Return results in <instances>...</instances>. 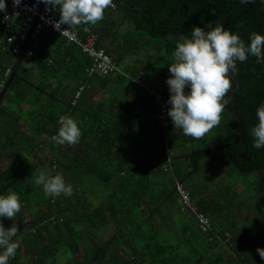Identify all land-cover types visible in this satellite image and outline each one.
<instances>
[{"label":"trees","instance_id":"16d2710c","mask_svg":"<svg viewBox=\"0 0 264 264\" xmlns=\"http://www.w3.org/2000/svg\"><path fill=\"white\" fill-rule=\"evenodd\" d=\"M111 1L116 7H107L96 24L71 29L83 39L95 34L96 46L113 56L118 70L105 76L88 75L91 57L77 43L45 27L36 37L33 54L20 60L1 98L0 193L10 189L30 207L34 202L43 206L31 219L2 220L6 228L15 222L18 230L13 237L19 238L18 247L8 264H264L256 251L264 248V148L254 149L249 134L257 123L256 108L264 102V64L251 56L238 64L218 123L198 139L183 135L171 120L160 127L154 113L169 96L165 80L176 43L190 36L193 26L207 30L208 24L216 23L234 29L245 42L252 32L264 34V0ZM55 16L59 18L58 11ZM23 22V15L14 18L8 32L17 33ZM144 53L134 62L141 67L128 69L140 75L144 84L126 81L120 65ZM17 61L13 44L0 36V93ZM114 74L117 88L132 92L110 111L108 103H99L94 95L99 84ZM85 83L88 87L73 104ZM146 86L158 92L159 100ZM145 108L153 116L148 129L138 134L130 128L131 122ZM113 113L119 114L116 127L109 118ZM61 115L80 122L77 143L52 140ZM137 134L143 138V152L136 149L142 151L134 140ZM164 143L172 151L169 166L161 160ZM183 143H191L195 151L190 158L193 167L199 168L204 157H210L212 165L213 159L224 164L225 174L234 179L227 184L232 197L238 194L236 178L251 177L252 191L247 186L243 196L253 203L261 220L251 218L234 226L217 223L204 199H194L186 184L200 210L213 219V231H202L194 221L174 241L160 235V225L159 232L149 226L140 209L157 188L179 204L175 182L185 184L189 173L176 153L182 152ZM45 149L51 151L47 161L35 154ZM42 171L61 174L72 186L71 196H45L34 183V176Z\"/></svg>","mask_w":264,"mask_h":264},{"label":"clouds","instance_id":"9594fccd","mask_svg":"<svg viewBox=\"0 0 264 264\" xmlns=\"http://www.w3.org/2000/svg\"><path fill=\"white\" fill-rule=\"evenodd\" d=\"M42 2L59 13V19L53 22L54 29H59L61 24H67L70 28L80 24L94 25L103 19L104 10L111 4V0H42ZM20 4L21 0H12L13 7ZM6 7V0H0V12L5 11ZM206 27L207 30L193 26L190 36L182 37L176 43L172 52V62L168 64L169 75L165 80L169 92L166 101L167 116L174 128L180 129L183 135L194 139L202 137L218 123L220 113L228 102L224 97L232 87V77L237 74L238 64L245 62L250 56L255 57L257 64H264V34L252 32L245 42L234 29L222 24H208ZM30 34L21 44L20 51L14 52L19 55L24 48L22 58L25 59H29L36 46V38L33 45ZM29 49H32V54L26 57L25 53ZM255 115L257 123L250 129L249 134L253 140L252 147L261 149L264 148V102L257 106ZM79 124L78 120L61 115L58 118L59 127L52 140L56 144L77 143L81 135ZM246 179L250 182L251 177ZM34 183L41 186L45 196L72 194L71 184L66 183L59 173L53 175L42 171L34 176ZM192 200L195 203L193 197ZM20 207L18 193L10 189L6 194L0 193V264H8L9 258L15 255L19 239L17 237V240H13L18 232L16 223L13 222L6 228L2 220L5 218L14 220ZM208 217L213 231L214 221L209 215ZM256 251L261 261H264V248L257 247Z\"/></svg>","mask_w":264,"mask_h":264},{"label":"crops","instance_id":"0c3cea01","mask_svg":"<svg viewBox=\"0 0 264 264\" xmlns=\"http://www.w3.org/2000/svg\"><path fill=\"white\" fill-rule=\"evenodd\" d=\"M6 6H8V0H6ZM108 7L115 8L116 6L114 3V7L111 6ZM0 36L3 39L4 38L6 39L4 34L0 33ZM112 54L114 55L115 51L112 50ZM144 57H145V53L144 55L142 54L141 57L138 54L132 55L126 64L122 63V65H120L119 68L121 69V72H123V75L124 73L126 75L125 76L126 81L132 83L130 79L137 77L134 75V73L130 72L128 69L130 67L133 68L134 65L141 67L138 64H134V62H137L139 59L141 60ZM9 72L10 69H7L6 74H8ZM115 77L116 74L110 76V79L108 80L107 83H100L99 91H97V94L94 95L95 99H97V97L99 98V103L107 102L108 103L107 108H109L110 111H113V109H115V107L119 105V102H121L122 99H124L126 96H129L130 93L132 92L130 91L129 93H127L123 87L122 90L120 88L118 89L115 83ZM4 85L5 84H3V87ZM124 86L126 87L125 84ZM83 87L84 90L86 87H88V84L87 83L83 84ZM114 91L117 92L114 93ZM116 99L117 101L115 102ZM24 106L26 107V105ZM100 106L102 105L99 104V110L101 109ZM139 111H141V113L137 112L135 115V117L138 120L131 122V126H130V128L134 127L132 131L136 133L138 132V134H140V129L144 131L148 127L147 125L149 118L153 116L152 112L150 113V111H148V108L146 110L141 109ZM126 113L127 111L126 112L124 111V114ZM154 113L156 115V111H154ZM118 117H119L118 113H113L109 117L111 118L112 125L114 127H116V123H118V121H116ZM129 123L130 122H126L127 125H129ZM138 134L134 138V140H138L137 142L140 145L139 147L141 148L142 151H140L138 147L136 149L139 152H143V150H145L143 144V138L140 139L141 135ZM150 139L151 138L148 137V142ZM192 148L193 147L191 143H187L186 145L183 143L182 152H180V149L177 152L175 150V152L179 153L180 156H182L185 165L184 167L188 168L189 170V173H187L184 177V182L185 185L187 184L186 186L190 189V191L194 193V199H197V197L198 199L201 198L204 199L205 208H207V210L210 211V216L212 215L214 219H217V223H220L222 225L225 226L244 225L248 223L251 218H255V220H257V216H256L257 212L255 206L251 201L248 204L246 202V198L243 196L244 188L242 189V192H239L238 190L239 184L236 185V193L238 194H235V196L232 197V195H230L232 193V190L228 188L227 186L228 183L224 182L223 174L219 173L217 171L218 168L212 165V163L210 162L211 159L210 157L201 158V160L199 161V166H200L199 168L193 167L191 156L195 154V151ZM35 154H33V156H35ZM213 162L216 163L214 159ZM154 170L156 169L154 168ZM211 173H213L214 178L222 179V181L213 183V181L211 180L212 177ZM163 193H160V189L157 188V190L147 198L148 200L147 203L140 209L142 211L141 218L142 219L148 218L147 222L149 226L153 228L155 227L158 230V232H159L158 225H160L162 228V230L159 232L160 235L166 236L168 237V239L175 241L178 238V233L180 231H183L185 229V226L188 223L194 222V220L190 219L183 211H181L177 200H172ZM222 194L224 197H222ZM212 198L213 200H210ZM152 222L155 225H153Z\"/></svg>","mask_w":264,"mask_h":264},{"label":"built area","instance_id":"2783aa9c","mask_svg":"<svg viewBox=\"0 0 264 264\" xmlns=\"http://www.w3.org/2000/svg\"><path fill=\"white\" fill-rule=\"evenodd\" d=\"M109 6L114 7V3L111 2ZM55 11L56 10H53L50 5H46L44 2H42V0H21V4L18 7H13L12 0H8V6L6 7L5 11L0 12V33L4 34L7 42L13 44V52L18 53L20 51L21 44L27 39L30 32V37L33 39V45H35L34 39L39 33H41L42 29L45 27L51 28L53 31L64 36L69 42L77 43L81 47V50L91 57L92 63L87 68L88 75L105 76L110 75L118 70L117 63L113 56H111L103 48L96 46L97 36L95 34L87 35L86 38L83 39L67 24H61L59 29H54L53 22L59 19L55 16ZM20 15L24 16V22L18 29L17 33H8V29L11 27L12 20ZM31 54L32 49H29L25 53V56L29 57ZM139 79H142L140 75L130 79V81L138 82ZM83 88V85H81L78 89L77 93L75 94V100L73 104L81 96ZM147 89H149L151 92H154L157 100H159L157 91L152 90L151 88ZM159 103V111L156 112V115L159 126L163 128L164 126L168 125L170 118L167 116V105L164 102ZM160 155L163 156L161 160L166 161L169 166L173 156L172 151L170 150L167 143H164ZM154 168L156 169V167ZM163 168L168 169V167L165 165ZM175 190L178 195V201L180 203L181 210L185 212L188 217L195 219L202 231H211L212 225L210 218L193 202L191 194L184 186L183 182L176 181Z\"/></svg>","mask_w":264,"mask_h":264},{"label":"rangeland","instance_id":"374dc122","mask_svg":"<svg viewBox=\"0 0 264 264\" xmlns=\"http://www.w3.org/2000/svg\"><path fill=\"white\" fill-rule=\"evenodd\" d=\"M137 83H143L144 84V82L142 81V79H139V81ZM136 85H134V87H136ZM146 87L148 88V86H146ZM36 154H39L42 160H44L46 158V161H47L48 160L47 158L51 156V151L48 150V149H45V151H39ZM213 165L218 168L217 171L219 173L223 174L224 182H226V183L233 182L234 179L233 178L231 179V177L229 176V174H225V171H226L225 168L226 167L224 166V164H222L221 162H216ZM211 175H212L211 180L213 181V183L214 182L222 181V179H216V178H214L213 173H211ZM236 180H237L236 185L239 184V188H238L239 192H242V189L243 188L246 189L247 186H248L249 191H252V189L248 185L249 179H242L241 177H239V178H236ZM34 201H36V200L34 199ZM42 207H43L42 205L40 206L36 202H34V204L32 205V207H30V205H27V204L21 202L20 211L18 213H16V215L14 217V220H21V218H23V219H31L33 217V215L35 213H37V209H39V212L42 211V209H43ZM10 219H12V218H10ZM257 219L259 221L261 220V218H257Z\"/></svg>","mask_w":264,"mask_h":264},{"label":"water","instance_id":"95a60500","mask_svg":"<svg viewBox=\"0 0 264 264\" xmlns=\"http://www.w3.org/2000/svg\"><path fill=\"white\" fill-rule=\"evenodd\" d=\"M30 33H31V32H30ZM30 33H29V34H30ZM23 53H24V48H23L22 52L18 55V61H17V64L15 65V67H14V69H13V71H12V74H11V76L9 77L8 82H7V83L4 85V87L2 88V91H1V93H0V101H1V98H2V96H3V94H4L5 90H6V88L8 87V84L11 82L13 76L15 75V72H16V69H17V66H18L20 60L22 59Z\"/></svg>","mask_w":264,"mask_h":264}]
</instances>
